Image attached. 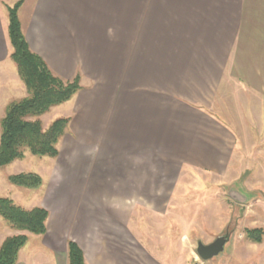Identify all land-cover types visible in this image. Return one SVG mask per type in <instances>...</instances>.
Instances as JSON below:
<instances>
[{
  "label": "crops",
  "instance_id": "1",
  "mask_svg": "<svg viewBox=\"0 0 264 264\" xmlns=\"http://www.w3.org/2000/svg\"><path fill=\"white\" fill-rule=\"evenodd\" d=\"M18 1L0 0L2 100L26 87L5 64L8 9ZM19 17L57 75L81 76V89L58 105L70 122L53 159L83 174L72 178L100 199L91 204L124 206L130 213L116 219L128 222L159 197L183 202L191 182L171 175L181 171L264 190V0H22ZM246 197L230 201L235 234L238 209L264 210L263 198ZM12 229L0 224V247ZM72 236L63 248L26 244L16 264H63L57 253L68 261L69 239L88 263Z\"/></svg>",
  "mask_w": 264,
  "mask_h": 264
},
{
  "label": "rangeland",
  "instance_id": "2",
  "mask_svg": "<svg viewBox=\"0 0 264 264\" xmlns=\"http://www.w3.org/2000/svg\"><path fill=\"white\" fill-rule=\"evenodd\" d=\"M5 64L10 73L14 69L19 77L16 64L11 59ZM20 80L23 82L21 78ZM17 93L19 94L10 91L5 94L3 100L4 94L0 93V134L1 119L7 106L11 101L24 97L27 94L26 87L22 94L20 91ZM63 108V105H57L42 115L44 127H48L54 119L62 117ZM61 165L64 164L53 157L37 156L27 150L23 159L0 167V196L13 198L18 205L25 208L44 206L50 212L48 234L36 237L35 234L25 231L29 236L27 245H39L42 240L52 243L56 240V231L59 230L58 240L54 243L63 248L67 239L74 234L88 253L87 264H264V241L247 242L242 235L244 228L264 227V210L259 208V203L251 205L248 200L241 211L237 210L240 229L236 234L233 231L235 221L230 220L231 212L233 214L230 201L233 198L228 194V190L236 183L232 184L225 179L219 182L214 176L207 177L202 173H173L171 175L178 176L179 181L191 182L190 187L184 191L185 200H174V204H168L163 203L164 197H159V203L140 206V216L136 215V219L127 222L116 218L125 216L123 213L129 210L120 205L91 204L92 201L100 199L88 198L86 189L75 188L79 183L74 182L72 178L79 175L81 178L83 174L73 175L68 167ZM28 171L37 172L42 176L43 184L39 188L17 186L8 179L11 174ZM173 180L175 181L174 178ZM166 181L171 182L169 174ZM241 190L248 197L257 196L264 199V190H252L251 185V192H248L246 187ZM165 193L166 190L163 189V194ZM247 205L252 208L257 206V212L254 209L247 210ZM261 207L264 209V205ZM214 211L219 214L218 221L208 217V214L213 215ZM219 221L221 225L217 223ZM1 222L5 221L1 218ZM107 230L110 235H107ZM19 232L22 231L7 230V233L12 235ZM225 233H228L230 238L231 234L233 235L232 243L214 258L203 260L196 251L198 241L210 243L218 235ZM57 255L62 257L63 264H68L66 257H63L65 250L59 251Z\"/></svg>",
  "mask_w": 264,
  "mask_h": 264
},
{
  "label": "trees",
  "instance_id": "3",
  "mask_svg": "<svg viewBox=\"0 0 264 264\" xmlns=\"http://www.w3.org/2000/svg\"><path fill=\"white\" fill-rule=\"evenodd\" d=\"M21 4L22 0L8 9V36L12 47L10 57L25 83L27 94L11 101L1 119L0 167L23 159L27 150L41 157L58 156V143L68 128L70 118L58 117L44 127L41 116L52 107L70 100L82 87L80 74L70 80L62 78L31 49L19 17ZM8 179L14 185L32 189L43 184L42 176L34 171L11 174ZM0 216L10 227L22 231L7 236L0 247V264H16L20 250L29 239L24 232L46 234L50 212L44 206L25 208L13 198L0 196ZM244 232L249 241H264V227H248ZM67 245L68 264H87L84 251L75 240L69 239Z\"/></svg>",
  "mask_w": 264,
  "mask_h": 264
},
{
  "label": "water",
  "instance_id": "4",
  "mask_svg": "<svg viewBox=\"0 0 264 264\" xmlns=\"http://www.w3.org/2000/svg\"><path fill=\"white\" fill-rule=\"evenodd\" d=\"M228 194L238 202H246L247 197L237 188H230ZM230 240L228 233L218 235L212 242L205 243L202 240L198 241L196 251L203 260H210L220 253L224 252L226 245Z\"/></svg>",
  "mask_w": 264,
  "mask_h": 264
}]
</instances>
